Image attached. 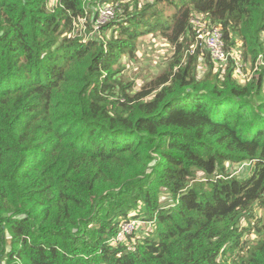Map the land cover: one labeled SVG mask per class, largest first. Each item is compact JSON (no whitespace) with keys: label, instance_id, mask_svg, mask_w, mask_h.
Wrapping results in <instances>:
<instances>
[{"label":"trees","instance_id":"16d2710c","mask_svg":"<svg viewBox=\"0 0 264 264\" xmlns=\"http://www.w3.org/2000/svg\"><path fill=\"white\" fill-rule=\"evenodd\" d=\"M49 1L0 0V264H264V69L237 82L190 25L255 64L264 0ZM87 3L112 14L71 37ZM147 33L176 53L133 91L116 63ZM128 218L156 236L113 243Z\"/></svg>","mask_w":264,"mask_h":264},{"label":"rangeland","instance_id":"374dc122","mask_svg":"<svg viewBox=\"0 0 264 264\" xmlns=\"http://www.w3.org/2000/svg\"><path fill=\"white\" fill-rule=\"evenodd\" d=\"M48 4L50 9H53L58 5L56 0H51ZM100 8L101 9L87 3L83 17H76L71 23V37H75L77 35L86 39L88 35L93 34V31L87 30L88 23L96 28L97 25L105 24L108 20L107 16L110 15L112 8L110 5H101ZM96 10L98 14H96ZM195 46H199L197 42H195ZM236 51L241 54V47L239 46ZM175 53L174 47L168 43V41L160 38L155 33H147L136 40L134 55L127 53L120 55L116 65L123 68L120 74L117 75V79H119L122 84L131 83V90L133 91L140 90L141 88H149L152 85V81H154L157 76L163 74L169 65L174 61ZM201 67L202 66H199V68ZM177 68L178 66H175L174 70ZM261 69H264V54L258 57L255 65L251 64L250 61L242 60L241 73H238L235 76L233 75V78L237 82L245 83L248 78L256 77ZM261 96L264 98V83ZM110 98H114V94L111 95ZM225 164L228 166L229 170L237 176H243L249 172V165L246 166L245 163L231 165L226 162ZM169 201L170 200L165 197L164 204H167V206L171 205ZM142 209V205H139L136 211L128 214V217L135 214L138 216L139 213H142ZM119 225V235L130 233L126 237L127 239L129 236H135L134 240L142 235H149L152 238L156 236L154 223L148 220L128 218V220L125 221L122 219L119 222L118 227ZM128 246L133 248L132 243H128Z\"/></svg>","mask_w":264,"mask_h":264},{"label":"built area","instance_id":"2783aa9c","mask_svg":"<svg viewBox=\"0 0 264 264\" xmlns=\"http://www.w3.org/2000/svg\"><path fill=\"white\" fill-rule=\"evenodd\" d=\"M111 14L112 9L110 11V15L107 16V18L110 17ZM190 25L193 30L196 42L200 46L201 50L204 49L208 53L209 58L214 65L220 67L223 71L227 64L230 63V59H232L234 65L233 74L236 75L238 73H241V54L236 50L225 49L223 33L220 26L212 24L204 15H195V17L191 18ZM119 230L120 225L118 227L116 237L112 240L113 243L125 241L128 234H130L125 233L123 235H119Z\"/></svg>","mask_w":264,"mask_h":264}]
</instances>
